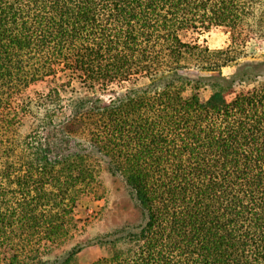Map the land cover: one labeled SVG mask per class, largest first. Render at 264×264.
Listing matches in <instances>:
<instances>
[{"label": "trees", "instance_id": "16d2710c", "mask_svg": "<svg viewBox=\"0 0 264 264\" xmlns=\"http://www.w3.org/2000/svg\"><path fill=\"white\" fill-rule=\"evenodd\" d=\"M255 39L264 0H0V264H264ZM102 166L139 219L54 255Z\"/></svg>", "mask_w": 264, "mask_h": 264}, {"label": "rangeland", "instance_id": "374dc122", "mask_svg": "<svg viewBox=\"0 0 264 264\" xmlns=\"http://www.w3.org/2000/svg\"><path fill=\"white\" fill-rule=\"evenodd\" d=\"M212 50L224 49L230 45L229 34L225 30H214L204 36ZM248 54L256 60L264 58V39H255L246 46ZM249 59H242L243 63ZM236 66H230L223 70V75L230 76L234 73ZM38 89L31 90L27 95V101L36 100ZM121 90L114 88L105 98L117 95ZM210 91H204L202 97L208 98ZM26 132H31L36 126L32 116L25 119ZM100 186L96 193L82 197L76 210L77 227L62 246L55 249L54 255L61 254L78 244H85L106 233L113 232L124 225L134 224L139 219V211L129 189L121 178L114 177L107 172L105 166L100 167ZM102 255L99 248H88L83 256V262H90Z\"/></svg>", "mask_w": 264, "mask_h": 264}]
</instances>
